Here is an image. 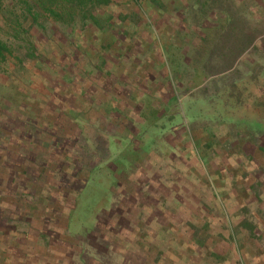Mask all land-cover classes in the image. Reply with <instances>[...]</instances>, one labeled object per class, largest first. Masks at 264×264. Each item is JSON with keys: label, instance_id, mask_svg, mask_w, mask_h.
Masks as SVG:
<instances>
[{"label": "rangeland", "instance_id": "374dc122", "mask_svg": "<svg viewBox=\"0 0 264 264\" xmlns=\"http://www.w3.org/2000/svg\"><path fill=\"white\" fill-rule=\"evenodd\" d=\"M0 40V264H264V0H0Z\"/></svg>", "mask_w": 264, "mask_h": 264}, {"label": "crops", "instance_id": "0c3cea01", "mask_svg": "<svg viewBox=\"0 0 264 264\" xmlns=\"http://www.w3.org/2000/svg\"><path fill=\"white\" fill-rule=\"evenodd\" d=\"M159 117H161V116H159ZM171 131H173V134H174L173 135L174 136V139H173L174 147L168 148V149L166 147H164L165 148L164 152H167L168 155L171 154L172 157L176 160V162H177L176 164L181 163L182 167H183V172L189 173L190 177H191V175H192L191 170L193 168V165H192L193 156H192L191 147L186 145L187 138H188L187 137V134H188L187 129L185 128L184 125H182V126H179L178 128H175ZM171 149L174 152H170ZM171 169H172V173L174 174V172H175L174 166L173 167L171 166ZM173 185H175V183ZM184 187H185V185H184ZM173 190H177L175 188V186H174Z\"/></svg>", "mask_w": 264, "mask_h": 264}, {"label": "trees", "instance_id": "16d2710c", "mask_svg": "<svg viewBox=\"0 0 264 264\" xmlns=\"http://www.w3.org/2000/svg\"><path fill=\"white\" fill-rule=\"evenodd\" d=\"M42 8L47 14H49L55 18L60 19L64 15L62 11H58L52 7L46 6L44 3L42 4ZM10 53H11L10 47L5 42L0 40V60H4L6 55L10 54Z\"/></svg>", "mask_w": 264, "mask_h": 264}]
</instances>
